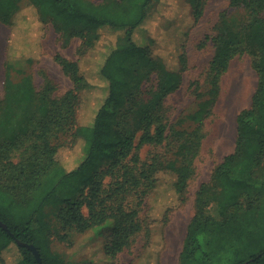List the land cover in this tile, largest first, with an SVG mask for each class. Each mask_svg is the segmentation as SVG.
I'll return each instance as SVG.
<instances>
[{"label": "trees", "instance_id": "obj_1", "mask_svg": "<svg viewBox=\"0 0 264 264\" xmlns=\"http://www.w3.org/2000/svg\"><path fill=\"white\" fill-rule=\"evenodd\" d=\"M160 1L104 0L96 4L90 0H0L1 22L14 27L17 14L24 7L33 6L43 26L50 22L61 36L83 40L80 56L97 47L104 29L119 31L99 68L101 78L109 83L108 95L90 124L78 123L77 110L92 83L79 60L56 56L73 87L61 98H51L46 91L40 93L46 103L42 108L45 111L42 131L47 135L53 125L73 126L75 140L83 141L84 159L79 167L69 171L55 159L56 149L48 143L34 158L37 164L32 170L15 164L14 170L20 175L19 188L26 196L10 194L0 188V219L10 229L9 232L0 226L2 264H7L3 253L12 243H17L20 250L13 264H39L33 251L19 245L17 240L35 245L43 264H69L51 247V233L41 218L53 199L59 205L56 215L61 230L93 228L107 233L105 249L110 259H115L142 229L138 210L126 207L128 193L143 183L154 189L158 174L168 171L175 178L176 193L184 199L193 174V162L200 151L205 108L201 106L193 115L199 124L193 131L186 132L187 140L177 145L181 153L179 164L173 158L158 167L154 162L138 168L139 157L133 152L138 147L135 135L121 127L130 109L129 101L134 94L131 81L139 66L148 64L163 71L156 100L158 108L164 96L180 85V76L165 69L154 56L151 45L135 38L136 31ZM232 4L251 9V16L244 36L241 31L229 30L213 38L216 52L211 63L212 93H218L220 77L232 59L244 51L254 56L259 83L251 107L242 110L237 117L235 150L225 156L213 174L219 187V216L207 211L208 201L202 188L197 197V210L188 225L180 264H264V174L257 176V170L264 166V0H232ZM203 5V0H193L196 19L202 15ZM32 61V58L26 59V65ZM26 65L20 61L7 63L9 69L19 73L27 71ZM139 123L144 127V141L162 142L166 125L160 114L147 104ZM153 124L157 125L155 134L151 132ZM131 161H134L133 168ZM107 176L111 177L108 183L105 182ZM66 185H70L73 193L56 196ZM7 205H12L10 214L3 213ZM84 206L89 209L88 215L83 211Z\"/></svg>", "mask_w": 264, "mask_h": 264}, {"label": "rangeland", "instance_id": "obj_2", "mask_svg": "<svg viewBox=\"0 0 264 264\" xmlns=\"http://www.w3.org/2000/svg\"><path fill=\"white\" fill-rule=\"evenodd\" d=\"M90 1L99 4L104 0ZM203 2V13L196 19L193 0H161L136 31L135 38L151 45L154 56L165 69L180 76V85L164 96L158 108L156 100L163 71L148 64L139 66L131 81L134 94L129 101L130 109L121 124L123 130L135 135L138 147L133 152L139 157L138 168L154 162L158 167L173 158L179 164L181 153L177 145L187 140L186 132L199 124L193 115L201 106L205 108L200 151L193 162V174L184 199L176 193L175 178L168 171L158 174L154 189L143 183L128 193L126 207L138 210L142 229L115 259L106 255V232L93 228L61 230L56 215L59 205L53 199L41 218L51 233V247L69 264H180L188 225L197 210V197L202 188L208 201L207 211L219 216V187L213 174L225 156L235 150L237 117L251 107L259 75L254 56L244 51L232 59L220 77L218 93H212L211 63L216 52L213 38L229 30L241 31L244 36L251 9L236 6L232 0ZM16 19L14 27L0 21V188L22 197L26 195L19 188L20 175L14 166L23 165L29 171L35 168L34 158L45 144L56 149L55 159L69 171L79 167L84 159L83 141L75 140L73 126L53 125L47 135L42 131L45 122L42 108L46 103L40 93L46 91L51 98H61L73 87L56 56L79 60L92 83L77 110L78 123L90 124L108 95L109 83L101 78L99 68L119 31L104 29L97 47L80 56L83 40L61 36L50 22L43 26L33 6L24 7ZM28 58L33 61L26 65ZM16 61L26 65L27 71L19 73L7 67L8 62L15 64ZM144 104L158 112L166 125L162 142L142 139L144 127L139 118ZM117 117L120 119V114ZM156 127V124L151 127L152 134L156 133ZM257 171L258 178L262 177L264 166ZM110 180V176L105 178L106 183ZM72 193L70 185H66L56 196ZM11 209L12 205H7L3 213L10 214ZM83 211L89 214L88 207L84 206ZM63 234L67 237L63 238ZM19 256L17 243H12L3 253L7 264H13Z\"/></svg>", "mask_w": 264, "mask_h": 264}, {"label": "water", "instance_id": "obj_3", "mask_svg": "<svg viewBox=\"0 0 264 264\" xmlns=\"http://www.w3.org/2000/svg\"><path fill=\"white\" fill-rule=\"evenodd\" d=\"M0 226L10 232V229H9L8 224L5 223L1 219H0ZM17 242H18L19 245H26V246H28L33 251V253L35 254V256H36L39 264H43L42 257H41V253H40V251L37 249V247L35 245L29 244V243H24V242H21L19 240H17Z\"/></svg>", "mask_w": 264, "mask_h": 264}]
</instances>
